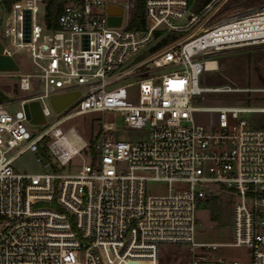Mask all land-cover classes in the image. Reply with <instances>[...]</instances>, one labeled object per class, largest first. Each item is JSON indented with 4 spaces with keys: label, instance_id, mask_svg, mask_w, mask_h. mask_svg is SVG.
Here are the masks:
<instances>
[{
    "label": "built area",
    "instance_id": "built-area-1",
    "mask_svg": "<svg viewBox=\"0 0 264 264\" xmlns=\"http://www.w3.org/2000/svg\"><path fill=\"white\" fill-rule=\"evenodd\" d=\"M60 1L53 28L48 0H14L0 20L2 53L27 49L36 68L0 71L28 94L14 110V100L0 101V264H264V126L242 116L264 108L203 105L242 90L200 85L220 54L264 44V6L211 21L226 0L199 11L188 0H144V25L132 26L136 0ZM110 5L121 12L110 14ZM163 35L175 38L157 47ZM130 87L133 100L121 95ZM71 93L57 112L52 98ZM32 101L45 118L41 131L29 128ZM53 113L64 114L48 124ZM85 114L98 130L71 143L75 129L59 125ZM124 131L145 138L127 140ZM27 151L41 152L49 171H17ZM75 156L80 169L62 172ZM151 183L164 187L151 192ZM220 199L232 210V241H197L199 210ZM231 248L244 252L231 256Z\"/></svg>",
    "mask_w": 264,
    "mask_h": 264
},
{
    "label": "rangeland",
    "instance_id": "rangeland-1",
    "mask_svg": "<svg viewBox=\"0 0 264 264\" xmlns=\"http://www.w3.org/2000/svg\"><path fill=\"white\" fill-rule=\"evenodd\" d=\"M59 1V0H57ZM264 6V0H226L223 7L216 13L211 21L225 17L227 14L235 11H243ZM193 9V3L191 4ZM5 15V8L0 1V20ZM0 37L2 28L0 27ZM163 36L158 37L154 43L159 42ZM143 53V56H146ZM14 60L20 67L18 73H34L36 71L33 65L29 52L23 49L13 56ZM219 69L215 72H204L200 78V85L204 87L231 85L241 89L240 92L229 94H212L211 101H201L203 105H222L229 104L234 106H249L253 108H264V44L254 45L246 49H238L224 52L219 55ZM135 88L130 87L121 93L128 100H133ZM0 95H4L6 101L14 100L10 105L12 110L18 108L21 98L26 97V92L20 91L18 87L17 77H0ZM64 113H53L48 118V124H52L57 119L63 116ZM242 116L247 119L252 126H264V112H249ZM94 114H85L74 116L62 123L60 128L62 131L73 127L83 140L89 142L96 134L98 124L93 118ZM198 118L204 121H213L214 117L208 114H200ZM118 129L122 130L120 120L116 121ZM30 130L41 131L45 128L42 125H30ZM127 140H140L145 138V134L138 131H124ZM83 157L86 155L83 152ZM41 152L27 151L18 157L13 167L17 171H27L29 173L48 172L37 158H41ZM83 161L79 156H75L71 162L61 169L62 172H76L80 169ZM163 185L151 183L148 185V190L151 192H159L163 189ZM198 222L200 227L196 234L197 241H215V242H230L232 241V210L231 207L224 205V199H220L217 206L211 209H201L198 214ZM215 219V220H214ZM244 251L241 248H231L227 253L231 256L240 255Z\"/></svg>",
    "mask_w": 264,
    "mask_h": 264
},
{
    "label": "water",
    "instance_id": "water-1",
    "mask_svg": "<svg viewBox=\"0 0 264 264\" xmlns=\"http://www.w3.org/2000/svg\"><path fill=\"white\" fill-rule=\"evenodd\" d=\"M108 12L110 14L120 13L121 10L119 8L110 5L108 7ZM110 21L112 24H119L120 19H115L111 17ZM30 39V11L25 12V21H24V40L29 41ZM3 45L0 41V71L6 72H19L20 67L13 57L9 55H4L3 53ZM78 95V93L65 94L52 98V104L54 109L57 112L63 110L67 105H69ZM25 112L27 118L31 119L32 124H43L45 123V118L43 116V112L41 110L40 104L37 101H32L24 105Z\"/></svg>",
    "mask_w": 264,
    "mask_h": 264
},
{
    "label": "trees",
    "instance_id": "trees-1",
    "mask_svg": "<svg viewBox=\"0 0 264 264\" xmlns=\"http://www.w3.org/2000/svg\"><path fill=\"white\" fill-rule=\"evenodd\" d=\"M14 0H3V6L6 10H8L13 3ZM190 4L193 3L194 11H199L204 5H206L210 0H188ZM62 2L59 0H48L46 3V14L45 20L48 24V27L53 28L57 25L58 17L62 11ZM144 0H136L135 9H134V21L132 26H142L144 25ZM159 35V33L157 34ZM175 36L167 35L166 37H162V39L158 42L157 47L161 46L168 42L170 39H174ZM4 95H0V100L4 99ZM212 98L207 96L204 100L208 101ZM94 142H92L93 148ZM46 152V149H44Z\"/></svg>",
    "mask_w": 264,
    "mask_h": 264
},
{
    "label": "bare ground",
    "instance_id": "bare-ground-1",
    "mask_svg": "<svg viewBox=\"0 0 264 264\" xmlns=\"http://www.w3.org/2000/svg\"><path fill=\"white\" fill-rule=\"evenodd\" d=\"M67 137L71 143L73 142H78L80 141L79 134L77 133L76 130H71L68 134Z\"/></svg>",
    "mask_w": 264,
    "mask_h": 264
}]
</instances>
